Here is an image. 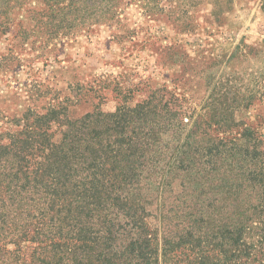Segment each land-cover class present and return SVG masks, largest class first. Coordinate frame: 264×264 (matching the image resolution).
Masks as SVG:
<instances>
[{
  "label": "trees",
  "instance_id": "1",
  "mask_svg": "<svg viewBox=\"0 0 264 264\" xmlns=\"http://www.w3.org/2000/svg\"><path fill=\"white\" fill-rule=\"evenodd\" d=\"M124 1L0 0V32L21 14L98 23ZM132 2L173 23L199 4ZM152 100L77 119L55 102L0 132V264H264L262 141L233 121L188 130Z\"/></svg>",
  "mask_w": 264,
  "mask_h": 264
},
{
  "label": "rangeland",
  "instance_id": "2",
  "mask_svg": "<svg viewBox=\"0 0 264 264\" xmlns=\"http://www.w3.org/2000/svg\"><path fill=\"white\" fill-rule=\"evenodd\" d=\"M197 1L176 23L132 0L71 28L21 14L0 32V132L55 102L77 119L152 96L182 108L188 130L233 121L230 135L252 131L264 152V0Z\"/></svg>",
  "mask_w": 264,
  "mask_h": 264
}]
</instances>
